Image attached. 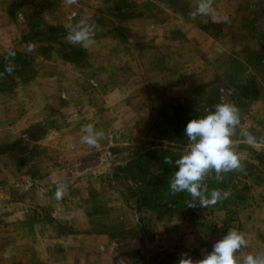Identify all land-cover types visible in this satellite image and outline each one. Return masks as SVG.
<instances>
[{
    "label": "rangeland",
    "instance_id": "obj_1",
    "mask_svg": "<svg viewBox=\"0 0 264 264\" xmlns=\"http://www.w3.org/2000/svg\"><path fill=\"white\" fill-rule=\"evenodd\" d=\"M24 8L10 5L8 18L0 15V205L61 183H77V192L119 193L133 216L126 221L135 225L118 234L116 264H159L167 238L170 257L178 252L185 263L199 264L197 249L179 247L178 237L188 231L208 237L232 221L235 230L248 229L238 206L255 199L247 191L264 174V46L254 50L240 41L218 64H192L196 55L178 59L143 48L138 64H128L118 48L88 53L77 46L55 54L52 46L40 47L52 34L40 5ZM259 19L254 24L264 36V15ZM9 63L11 73L4 70ZM56 79L60 84H52ZM223 102L239 110L231 140L244 159L219 180L212 171L204 177L207 191L229 196L202 207L186 192L170 193L174 166L164 160L186 147L188 119ZM88 124L103 132L95 146L81 142Z\"/></svg>",
    "mask_w": 264,
    "mask_h": 264
},
{
    "label": "crops",
    "instance_id": "obj_2",
    "mask_svg": "<svg viewBox=\"0 0 264 264\" xmlns=\"http://www.w3.org/2000/svg\"><path fill=\"white\" fill-rule=\"evenodd\" d=\"M200 2L0 0V15L8 18L10 5H16L18 10L40 5L41 19L52 28V34H46L43 38L46 43L40 47L52 46L55 54L77 46L88 53L95 48L102 52L118 48L128 64H138L142 48L152 53L172 52L178 59L184 54L196 55L192 64H218L227 60L228 54L230 57L240 41L244 40L254 50L264 46L259 38L264 36L254 24L256 16L259 21V16L264 15V0H210L207 14L197 12ZM73 12L75 16H72ZM78 22L93 26L92 42L86 47L69 43L66 38L68 27ZM167 60L163 63L168 64ZM52 84L60 82L56 79ZM257 181L246 194L255 199H247L238 206L239 220L248 228L240 231L247 243L235 254L241 262L249 253L264 254L263 173L259 174ZM60 185L64 186L57 188L52 184V187L33 190L27 200L0 205V264L117 263L118 234L128 232L135 225V220L126 221L133 216H129V211L117 197L120 194L111 191L94 193L89 187L77 192V183ZM57 190L62 191L59 199L55 196ZM234 224L232 221L223 231L219 229L204 238L188 231L178 237L176 243L184 249H197L198 258L202 259L217 239L227 230L234 229ZM170 241L167 238L160 243L162 256L159 264H196L194 260L185 263L178 252L170 257Z\"/></svg>",
    "mask_w": 264,
    "mask_h": 264
},
{
    "label": "clouds",
    "instance_id": "obj_3",
    "mask_svg": "<svg viewBox=\"0 0 264 264\" xmlns=\"http://www.w3.org/2000/svg\"><path fill=\"white\" fill-rule=\"evenodd\" d=\"M210 0H201L197 12L207 14L210 10ZM93 26L89 23L78 22L68 27L67 40L69 43L88 46L92 42ZM30 50V49H29ZM8 57H14L15 52L7 51ZM11 73L14 65L9 63L4 69ZM240 123L239 110L236 105L223 102L215 105L214 109L205 114L191 117L183 128V136L188 143L183 151L175 158H165V164H172V173L168 189L170 193H188L202 207L216 204L229 196V192L213 189L207 191L202 184L204 177L215 172L217 180L221 173H227L241 167L243 154H238L232 147V134ZM81 142L95 146L103 137V132L88 124L83 128ZM245 142L252 143V136L243 133ZM206 193V194H205ZM62 191L57 190L55 196L59 199ZM192 206V205H189ZM247 243L244 235L235 229H229L217 239L211 249L200 259L199 264H264V254H247L242 262L236 259V253Z\"/></svg>",
    "mask_w": 264,
    "mask_h": 264
}]
</instances>
